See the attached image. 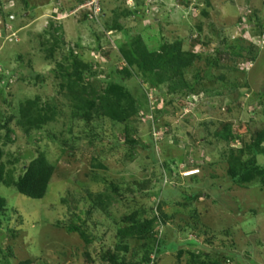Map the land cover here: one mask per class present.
I'll return each mask as SVG.
<instances>
[{
	"label": "rangeland",
	"instance_id": "374dc122",
	"mask_svg": "<svg viewBox=\"0 0 264 264\" xmlns=\"http://www.w3.org/2000/svg\"><path fill=\"white\" fill-rule=\"evenodd\" d=\"M87 1L0 0V163L16 177L44 154L55 168L40 200L0 184V264H264V182L229 175L264 127V0H101L98 16ZM137 37L156 54L165 43L196 55L187 88H150L132 68L125 120L76 111L103 96L105 75L124 64L119 48ZM71 55L95 74L75 78ZM28 99L55 114L26 132L18 109ZM226 124L229 141L218 137ZM190 169L196 177L183 176ZM132 215L163 226L120 236Z\"/></svg>",
	"mask_w": 264,
	"mask_h": 264
},
{
	"label": "trees",
	"instance_id": "16d2710c",
	"mask_svg": "<svg viewBox=\"0 0 264 264\" xmlns=\"http://www.w3.org/2000/svg\"><path fill=\"white\" fill-rule=\"evenodd\" d=\"M119 28H124L123 23H120ZM114 29L117 30L115 27ZM112 30V29H109ZM162 54H156L150 52L142 44L141 39L130 38L125 41L124 44L119 48V55L123 61V65L120 68L112 69V71L105 75V88L104 94L98 97L97 103L85 102L81 105H75L76 111L87 110L88 107L94 109L96 115H103L114 122L123 121L127 116L125 111L124 102L134 104L135 100L132 95L128 93L124 86L123 73L128 74L129 70H134L142 76L143 80L148 83L150 88L157 89L160 84L164 82H171L169 86V92L173 93L187 88V84L182 79L183 70L192 64L196 55L194 53L184 52L178 45L163 44L161 46ZM72 56V55H71ZM77 55L72 56V65L75 68L74 77L81 78L87 75H94L95 71L91 65H87L82 61L78 60ZM131 68V69H130ZM71 77V75H67ZM176 80V81H174ZM180 91V92H181ZM174 94V93H173ZM165 96V93H164ZM73 99L77 101V96L74 94ZM54 111H49V107H40L37 100H25L19 105L18 119L19 123L25 128L26 132L31 130L40 129L43 125L48 124L53 120ZM90 113L83 116H89ZM11 118V117H10ZM9 120V119H7ZM2 122V121H1ZM0 122V129H8L7 122ZM225 133H220L219 138L222 140H232L234 136L230 132V125L226 124ZM243 142L242 140H240ZM248 151L252 153V159H248L243 163H239L240 158L236 157V162L229 161V175L232 180L237 184L243 182H249L250 180H261L264 182V127L257 131L254 136L252 143L246 141L242 143V147L239 152L242 153ZM2 151L0 149V158ZM238 159V160H237ZM54 166L47 160L44 154H39L35 158H31L27 165L23 166L20 170L19 175L14 176L12 169H5V165L0 163V184L6 188L13 189L18 194L32 200H40L46 197L50 180L54 173ZM192 178L195 175L190 176ZM189 178V177H186ZM88 196L96 203L101 206V196L98 193H88ZM6 206V200L0 197V213H4ZM127 226L120 229L118 234L120 236H137L138 238H144L149 232H152L154 225L163 226V222L159 215H155L150 220H137L134 215L124 219ZM158 226V227H160ZM83 239L85 238L84 231L76 227ZM155 238L156 234L154 235ZM152 237V240L155 238ZM147 246L146 244L144 245ZM170 244V247H173ZM175 247V246H174ZM125 249V247H120ZM153 253H157L160 247H155ZM112 260V258H110ZM195 260L198 264H225L217 259H209L206 256L199 255ZM143 261L149 262V252L143 253ZM29 260L21 261L19 264H30Z\"/></svg>",
	"mask_w": 264,
	"mask_h": 264
},
{
	"label": "built area",
	"instance_id": "2783aa9c",
	"mask_svg": "<svg viewBox=\"0 0 264 264\" xmlns=\"http://www.w3.org/2000/svg\"><path fill=\"white\" fill-rule=\"evenodd\" d=\"M127 1L129 2L131 0H127ZM86 6L90 7L92 14L94 13V16L96 14H97V16L99 14H101V9H102L101 0H88L86 3ZM195 172H198V171L195 169H191V170L184 171L182 174H183V176H189L190 174H193Z\"/></svg>",
	"mask_w": 264,
	"mask_h": 264
},
{
	"label": "clouds",
	"instance_id": "9594fccd",
	"mask_svg": "<svg viewBox=\"0 0 264 264\" xmlns=\"http://www.w3.org/2000/svg\"><path fill=\"white\" fill-rule=\"evenodd\" d=\"M125 2L127 3V0H125ZM102 3V2H101ZM191 170V169H190ZM198 172H195L193 174H190L189 176H184V177H190V176H193V175H196Z\"/></svg>",
	"mask_w": 264,
	"mask_h": 264
}]
</instances>
